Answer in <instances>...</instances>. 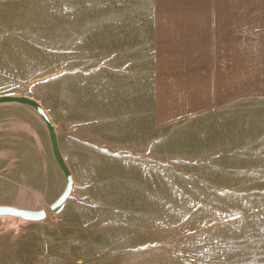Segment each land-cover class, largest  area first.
I'll list each match as a JSON object with an SVG mask.
<instances>
[{
  "label": "rangeland",
  "instance_id": "obj_1",
  "mask_svg": "<svg viewBox=\"0 0 264 264\" xmlns=\"http://www.w3.org/2000/svg\"><path fill=\"white\" fill-rule=\"evenodd\" d=\"M107 5L0 0V96L41 104L68 140L74 178L50 212L66 179L48 128L31 107L0 105V206L48 212L41 222L0 217V264H264V159L222 168L89 145V76L104 64Z\"/></svg>",
  "mask_w": 264,
  "mask_h": 264
},
{
  "label": "crops",
  "instance_id": "obj_2",
  "mask_svg": "<svg viewBox=\"0 0 264 264\" xmlns=\"http://www.w3.org/2000/svg\"><path fill=\"white\" fill-rule=\"evenodd\" d=\"M106 2L92 148L222 168L264 159V0Z\"/></svg>",
  "mask_w": 264,
  "mask_h": 264
},
{
  "label": "water",
  "instance_id": "obj_3",
  "mask_svg": "<svg viewBox=\"0 0 264 264\" xmlns=\"http://www.w3.org/2000/svg\"><path fill=\"white\" fill-rule=\"evenodd\" d=\"M9 103L20 104L33 108L36 110L48 128L53 155L66 179V187L64 192L49 208L50 212H57L70 198L74 189V178L66 160L60 151L58 133L55 124L51 121L41 104L32 98L14 95L0 96V105ZM3 216L14 217L29 222H41L47 218L48 212L46 210L34 211L14 206H0V217Z\"/></svg>",
  "mask_w": 264,
  "mask_h": 264
}]
</instances>
